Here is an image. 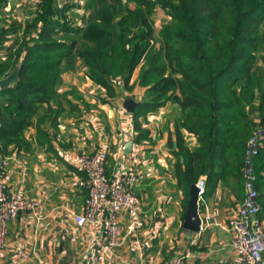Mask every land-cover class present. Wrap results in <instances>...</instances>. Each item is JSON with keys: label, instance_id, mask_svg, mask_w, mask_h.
Wrapping results in <instances>:
<instances>
[{"label": "trees", "instance_id": "1", "mask_svg": "<svg viewBox=\"0 0 264 264\" xmlns=\"http://www.w3.org/2000/svg\"><path fill=\"white\" fill-rule=\"evenodd\" d=\"M9 6L0 0L6 50L0 81L16 69L19 81L0 90L2 151L28 150L31 127L38 141L44 137L62 76L79 63L105 91L103 103L118 96V87L132 90L140 68L149 100L134 114L136 142L146 138L142 117L177 104L181 119L171 148L179 186L189 195L206 178V197L223 181L244 192V200L248 142L264 131V0H29L22 21L9 15ZM159 8L168 15L161 29ZM182 129L196 138L194 148ZM263 164L261 150L254 160L258 190Z\"/></svg>", "mask_w": 264, "mask_h": 264}, {"label": "crops", "instance_id": "2", "mask_svg": "<svg viewBox=\"0 0 264 264\" xmlns=\"http://www.w3.org/2000/svg\"><path fill=\"white\" fill-rule=\"evenodd\" d=\"M19 2L10 0L13 11ZM5 55L6 50L0 49V59ZM78 65L76 71L62 76L59 104L52 105L54 112L42 124L44 137L40 135L38 141L36 127H31L26 133L31 143L28 150L10 146L4 152L0 145V158L10 159L6 179L10 190L23 189L28 197L41 202L40 218L21 213L8 225L9 246L0 252V264H170L176 256H188L187 264H236L229 222L243 202L244 192L219 181L199 204L200 218L211 215L210 224H204L200 232L184 226L190 192L187 195L178 184L171 148L181 119L177 104L168 102L142 117L147 133L137 143L135 113L127 112L124 102L132 99L138 106L149 100L148 88L139 83L140 68L130 81L132 90L118 87V96L103 103L105 91L86 76L81 63ZM181 132L194 148L196 138L185 129ZM130 141L134 143L133 152L126 155L124 147ZM99 148L111 153L109 177L122 168L139 174L133 192L142 201L143 221V228L127 238V217L120 214L122 246L103 262L98 261L101 249L95 228H80L75 221L87 199L86 175L78 159ZM262 177L259 200L264 223V170ZM18 249H25L29 257H20Z\"/></svg>", "mask_w": 264, "mask_h": 264}, {"label": "built area", "instance_id": "3", "mask_svg": "<svg viewBox=\"0 0 264 264\" xmlns=\"http://www.w3.org/2000/svg\"><path fill=\"white\" fill-rule=\"evenodd\" d=\"M261 150H264V131L257 129L247 147L244 169L246 195L229 222L236 264H264V223L260 217V193L254 170V160ZM110 156L106 148H99L78 159L79 168L86 175L87 199L83 212L75 216V221L80 228H95V239L101 249L99 262H103L107 256L116 255L122 246L121 213L127 217L125 237H133L143 228L142 201L133 192L139 184V174L132 169L122 168L109 177L107 165ZM9 167L10 159L0 158V252L9 246L8 225L15 222L21 213H30L35 218L41 215L39 200L28 197L23 189L10 190L6 181ZM196 186L200 204L207 193L206 179H200ZM201 221V229H204V224L205 227L210 224L211 215L207 214L205 220L201 218ZM17 254L23 259L29 257L25 249H18ZM187 257L176 256L170 264H187Z\"/></svg>", "mask_w": 264, "mask_h": 264}, {"label": "water", "instance_id": "4", "mask_svg": "<svg viewBox=\"0 0 264 264\" xmlns=\"http://www.w3.org/2000/svg\"><path fill=\"white\" fill-rule=\"evenodd\" d=\"M19 81V70H14L7 78L0 81V90L13 87ZM137 103L132 99H126L124 108L127 112L133 114L136 111ZM133 141L128 142L124 147V153L129 155L133 152ZM199 191L196 185L190 190V200L185 218V228L192 232H200L201 218L199 206Z\"/></svg>", "mask_w": 264, "mask_h": 264}, {"label": "rangeland", "instance_id": "5", "mask_svg": "<svg viewBox=\"0 0 264 264\" xmlns=\"http://www.w3.org/2000/svg\"><path fill=\"white\" fill-rule=\"evenodd\" d=\"M28 4H29V0H20L19 6H16V9H15L16 12L10 11L12 9V7L9 6L8 7V11H10L9 15H11V17H15L16 19L22 21L24 19V16L28 12V9H24L25 7H27ZM78 13L80 15H83L84 12L82 10H80V11H78ZM165 21H168V15L166 14V12L164 10L159 8L158 11L156 12V15H155V26H156V28L161 29L164 26Z\"/></svg>", "mask_w": 264, "mask_h": 264}]
</instances>
